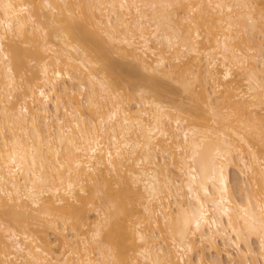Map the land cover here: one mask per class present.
Returning <instances> with one entry per match:
<instances>
[{
    "label": "bare ground",
    "instance_id": "obj_1",
    "mask_svg": "<svg viewBox=\"0 0 264 264\" xmlns=\"http://www.w3.org/2000/svg\"><path fill=\"white\" fill-rule=\"evenodd\" d=\"M0 264H264V0H0Z\"/></svg>",
    "mask_w": 264,
    "mask_h": 264
},
{
    "label": "rangeland",
    "instance_id": "obj_2",
    "mask_svg": "<svg viewBox=\"0 0 264 264\" xmlns=\"http://www.w3.org/2000/svg\"><path fill=\"white\" fill-rule=\"evenodd\" d=\"M237 178H239V176H236ZM52 233V232H51ZM50 238L53 240V239H55V237H54V234H50ZM255 242V241H254ZM254 245L256 246V243H254Z\"/></svg>",
    "mask_w": 264,
    "mask_h": 264
}]
</instances>
